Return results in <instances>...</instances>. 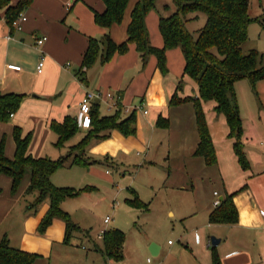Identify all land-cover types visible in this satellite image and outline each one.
I'll return each mask as SVG.
<instances>
[{"label":"crops","instance_id":"1","mask_svg":"<svg viewBox=\"0 0 264 264\" xmlns=\"http://www.w3.org/2000/svg\"><path fill=\"white\" fill-rule=\"evenodd\" d=\"M7 1L16 6L22 0ZM134 2L130 1L122 22L110 29L95 23V13L102 14L106 9L103 0H30L22 13L27 20L21 24L20 31L11 28L6 22L5 10L0 11V95L24 96L18 111L10 121L0 122V145L4 143L5 153L9 158H12L16 151L15 128L21 130L23 138L31 136L29 152H39L38 155L31 152L34 157H44L43 152L52 154V146L58 141V135L52 125L62 124L67 117L78 121L80 104L87 92L101 94V98L94 101L101 117L113 115L118 104L123 106V118L141 108L140 116L136 115L137 133L135 136L126 137L114 130L107 139L99 141L91 132L93 127L89 130L80 129L77 135L65 143L63 150L67 153L90 135L92 137L86 157L91 160L114 166L135 154L147 156L150 152L149 145L153 141L152 133L159 127V121L167 118L171 120L172 113L178 109L179 112H175V115L185 114L189 124L193 120L195 122L192 134L196 135L194 149H197L199 135L194 106L193 110L185 108V112L183 107H188L186 105L191 103L175 107L170 105L171 98L187 77L184 75L185 58L181 49L167 51L166 75L158 69L155 56L142 57L134 44H129L126 53H116L108 62L103 63L99 58L92 68H83L84 56L92 39L101 40L108 34L118 45L127 42L131 14L137 0ZM160 19L157 12H151L146 18V25L151 44L161 49L164 47V40L159 30ZM42 36H46L48 40L42 47H38L36 39ZM42 57L45 66L39 74L37 66ZM9 65L19 66L21 70H10ZM250 85L253 94L250 92L245 99L241 98V106L237 97L243 124L241 141L249 162L248 170H243L238 162L234 151L235 140L229 137L230 129L226 118L220 120L218 137L221 145H225L226 161L218 149L213 128L207 121L216 150L217 164L221 167L223 178L220 179L223 186L221 193H214L219 199L214 201V208L208 210L202 218V224L207 229L208 236L213 235L220 241L217 246L222 264H264V92L261 96L255 90L256 86L253 87L251 83ZM241 89L248 94L245 86ZM183 91L184 88L178 92L181 98H184L181 95ZM109 93L114 96V100L107 98ZM117 96L120 99L116 105ZM245 114L253 115L254 127L247 126ZM145 129L150 130L149 135L145 133ZM63 155L65 153L59 154V158ZM72 160L73 158L68 163ZM234 163L238 164L240 169L232 174H236L237 178H227L230 174L228 166ZM7 178L10 177L0 175V187L3 188L0 194V239L6 238L13 248L30 254L41 253L54 257L56 242L64 240L62 235L56 238L49 232L48 239H39L35 236V229L37 220L43 216L35 219L36 226L30 229L34 221H29L28 217L22 220L19 213H15L24 197L23 192L31 183V175L24 181L23 189H19L14 196L9 193L12 179ZM227 195H234L237 223L211 224L210 215L217 208L215 202H221ZM15 224L19 226L17 230L14 229ZM9 228L16 232H11ZM196 240L197 243L202 242L200 234H197ZM195 245L198 246L196 243ZM209 247H215L212 245V238ZM159 248L161 253L162 249L160 246ZM209 261L196 259L198 264H213V259ZM35 263L36 261L33 264Z\"/></svg>","mask_w":264,"mask_h":264},{"label":"rangeland","instance_id":"2","mask_svg":"<svg viewBox=\"0 0 264 264\" xmlns=\"http://www.w3.org/2000/svg\"><path fill=\"white\" fill-rule=\"evenodd\" d=\"M134 1L132 0V3H135ZM139 1L137 0L136 4ZM177 10L178 6L174 0H156L155 8L151 12H157L161 18H170L178 12ZM249 16L255 21L248 26V37L242 46V53L245 55L252 51L257 53L259 65L264 66V0H250ZM186 19L187 28L194 36H197V32L207 23V16L202 12H189L186 14ZM181 84L184 88L181 93L183 97L198 96V87L189 77H185ZM242 86L248 89V94L243 92ZM255 86V90L263 96L264 80L258 81ZM251 90L248 80L235 84L240 106L241 98L245 99L250 92L253 94ZM186 106L188 107H183L185 112H187L185 108L192 110L194 108L192 103ZM214 106L215 102H206L203 104V109L207 121L213 128L218 149L226 161L225 145H221L218 138L220 120L225 117L217 114ZM175 112H179V109L172 113L171 120L167 118L169 120L167 128L158 127L152 133L153 141L149 145L150 152L147 156L135 154L114 166L102 163L90 167H70L69 163L67 167L57 170L52 175L51 182L54 186L76 192L74 197L67 198L61 205V209L69 215L71 222L78 228L72 229L68 240L67 232L65 233L66 221L60 216L53 219L50 229L48 227L43 233L40 231V225L50 210V200L46 199L38 203L39 192H29L30 184L28 185L15 213H19L22 220L28 217L29 221H34L30 229L36 226L35 219L43 216L37 220L35 229L37 238L46 240L50 232L52 237L57 238L62 235L64 239L62 242H56L54 257L33 253L37 256L35 264H118L119 262L198 264L196 262L198 258L199 261L208 260V262L213 259V251L209 245L214 236H208L202 218L206 216L208 210L214 208V201L219 199L214 193L222 192L221 167L218 164L206 166L201 157L195 156L196 135L192 134L195 130V122L193 120L194 123L189 124L185 114L175 115ZM140 114L141 111L136 112L137 116ZM245 119L247 126L250 128L255 126L252 114H245ZM149 131L145 129L147 135ZM65 146L62 148L52 146V154L43 152L44 157L40 158L57 161L60 159L59 154L63 153L65 155L62 158H65L70 153L63 150ZM31 152L34 155L39 154L36 150ZM31 152L28 147L27 155L37 159ZM139 152L142 153L140 150ZM5 155L8 157L6 153ZM14 156L15 154L12 158H8L13 159ZM238 169V164H229L230 174L227 178H237L236 174H232ZM28 175L29 172L23 177L16 192H13L11 187L9 191L11 196L16 195L19 189H23ZM0 188L3 192V188ZM134 194L145 206L137 207L134 204ZM194 213L197 214L190 218ZM108 216L113 220L105 225L104 219ZM18 227L14 225L15 230ZM14 229H11V232L15 231ZM113 229H119L125 234L122 261H113L103 254L104 236L100 232ZM197 234L201 235V243H197ZM153 244L161 247L159 256H153L151 252ZM215 248L219 253L218 246Z\"/></svg>","mask_w":264,"mask_h":264},{"label":"trees","instance_id":"3","mask_svg":"<svg viewBox=\"0 0 264 264\" xmlns=\"http://www.w3.org/2000/svg\"><path fill=\"white\" fill-rule=\"evenodd\" d=\"M30 0H22L16 6L7 0H0V11L5 10L7 24L13 28V23L23 13ZM106 6L102 14L95 13V23L102 28L110 29L120 24L124 18L130 0H103ZM178 12L170 18H161L159 30L164 40L163 48H156L151 44L146 18L155 8L156 0H140L131 14V23L128 27L127 42L118 45L110 35L101 40L92 39L84 56L83 68H92L101 58L103 63L108 62L116 54L128 51L129 44H134L136 50L146 58L153 55L157 58V67L163 75L168 73L167 51L181 49L185 58L184 75L193 80L198 87L196 98H181L178 94L183 90L180 84L178 91L170 101L172 107L184 103H192L195 109L196 125L199 143L195 156L201 157L207 166L217 164L216 150L210 134L208 122L203 109V103L215 102V112L224 115L230 129L229 137L235 140L234 151L243 170L249 169V162L242 147L243 124L238 106L235 84L248 80L252 86L264 80V66H260L257 53H242V46L248 37V26L255 21L249 16L250 0H174ZM202 12L207 16L204 28L194 36L187 28L186 14ZM24 96L15 94L0 95V122H8L18 111ZM98 106L93 105L91 132L99 141L109 137L110 132L117 130L126 137L137 133L136 112L123 118V106L118 105L116 112L111 116L101 117ZM159 127L167 128L168 119H161ZM52 129L58 135L56 146L62 148L65 143L78 134V121L67 117L62 124L54 123ZM16 153L13 159L6 157L4 143L0 145V175L12 179V191L16 192L23 177L29 172L31 183L28 191L39 192L38 203L50 200V210L40 225L43 233L56 217H63L67 225V240L72 229L77 227L71 222L69 215L61 209L62 203L76 192L71 189L58 188L51 182L52 175L59 169L69 166L90 167L102 164L100 161L86 157L90 138L88 135L78 145L71 148L65 158L57 161L49 158L34 159L27 155L31 136L22 137L19 128H15ZM2 190L0 189V194ZM234 195H227L220 205L210 215L211 224L232 225L238 221V213L233 202ZM134 204L145 206L136 196ZM78 229V228H77ZM125 234L117 229L105 232L104 255L113 261L123 260V246ZM213 264H222L215 247ZM37 256L13 248L6 238L0 242V264H33Z\"/></svg>","mask_w":264,"mask_h":264},{"label":"built area","instance_id":"4","mask_svg":"<svg viewBox=\"0 0 264 264\" xmlns=\"http://www.w3.org/2000/svg\"><path fill=\"white\" fill-rule=\"evenodd\" d=\"M27 20L26 16L24 14H21L19 16V18L14 21L13 23V29L20 31L22 29L21 24L23 22H25ZM48 38L46 36H42L36 39V44L38 47H42L46 42H47ZM44 66H45V62H44V58L42 57L38 66H37V73L41 74L44 70ZM8 68L10 70H14V71H20L21 68L19 66H15V65H9ZM101 98V94L100 93H92V92H87L85 97L83 98L81 104H80V116H79V120H78V126L80 129H85V130H89L92 128V109H93V105H94V101ZM107 98L108 99H113L114 100V96L112 94H107ZM120 99L119 96L116 97V101L115 104L117 105V101ZM119 105V104H118ZM117 105V106H118ZM141 108H139L136 111H140ZM147 113V112H145ZM215 195H218L217 193H215ZM220 201L217 200L215 202V206L218 207L220 205ZM112 221L111 217H107L104 220L105 225L110 224ZM105 230L101 231V235H105ZM118 264H125L123 262H119Z\"/></svg>","mask_w":264,"mask_h":264},{"label":"water","instance_id":"5","mask_svg":"<svg viewBox=\"0 0 264 264\" xmlns=\"http://www.w3.org/2000/svg\"><path fill=\"white\" fill-rule=\"evenodd\" d=\"M219 242H220V241H219L218 239H216L215 237H212V245H213V246H217V245L219 244ZM151 252H152L153 256H158L159 253H160V248H159V246L153 244V245L151 246Z\"/></svg>","mask_w":264,"mask_h":264}]
</instances>
